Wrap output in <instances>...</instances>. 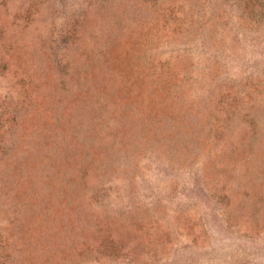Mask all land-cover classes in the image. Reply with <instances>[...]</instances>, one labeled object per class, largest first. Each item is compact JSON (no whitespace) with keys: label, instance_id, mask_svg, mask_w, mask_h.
<instances>
[{"label":"rangeland","instance_id":"obj_1","mask_svg":"<svg viewBox=\"0 0 264 264\" xmlns=\"http://www.w3.org/2000/svg\"><path fill=\"white\" fill-rule=\"evenodd\" d=\"M0 264H264V0H0Z\"/></svg>","mask_w":264,"mask_h":264}]
</instances>
